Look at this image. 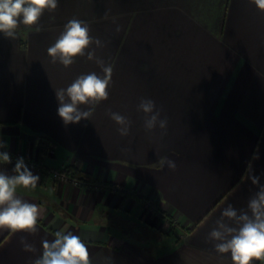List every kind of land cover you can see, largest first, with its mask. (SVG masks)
I'll return each mask as SVG.
<instances>
[{"label":"crops","instance_id":"0c3cea01","mask_svg":"<svg viewBox=\"0 0 264 264\" xmlns=\"http://www.w3.org/2000/svg\"><path fill=\"white\" fill-rule=\"evenodd\" d=\"M71 18L88 23L103 44H93L96 56L113 65V75L109 99L89 120L66 126L54 90L81 74H102L86 57L68 68L48 57ZM40 27L21 25L15 39L0 33V140L7 145L0 151L11 156L0 170L11 174L22 157L40 180L17 194L42 208L35 234L0 230V264H32L42 239L57 230L80 235L92 264H232L208 233L228 204L247 209L259 190L251 177L264 185V12L250 0H60ZM115 27L124 28L121 52ZM142 98L162 109L166 134L144 129ZM109 111L132 121L128 136L118 134ZM38 135L53 140L48 154ZM163 156L176 168L161 169ZM68 164L97 181L55 179L52 171ZM132 221L176 229L149 243L128 233ZM21 239L36 251H24Z\"/></svg>","mask_w":264,"mask_h":264},{"label":"clouds","instance_id":"9594fccd","mask_svg":"<svg viewBox=\"0 0 264 264\" xmlns=\"http://www.w3.org/2000/svg\"><path fill=\"white\" fill-rule=\"evenodd\" d=\"M60 0H0V33L5 38L15 39L18 28L23 25L41 31L40 21L45 12H54ZM256 9L264 12V0H250ZM119 31V27L116 29ZM90 26L78 18L69 19L56 41L47 48V55L52 63H59L65 68L75 63L77 57L95 60L101 73L90 72L76 77L67 87L55 89L58 102L57 114L64 125L78 124L89 120L95 108L109 99V86L112 82L113 65L96 56V47H103L98 38L90 34ZM137 111L144 114L143 127L151 133L159 129L166 134L167 117H162L152 99L142 98ZM110 119L115 122L120 136H128L132 121L118 112L109 111ZM7 145L0 140V149ZM11 163V156L0 151V164ZM159 167L175 169V161L167 156L159 158ZM40 177L34 175L26 166L24 159L18 158L11 174L0 170V230L11 233L35 234L42 215V208L17 194L18 188L35 189ZM251 183L259 190L251 195L247 209L237 210L228 204L221 216L208 233V239L214 243L218 254H229L232 264H264V185L259 177H251ZM234 222L232 225L224 221ZM23 250L35 252L34 245L21 239ZM42 251L32 264H92L87 243L80 235L72 231L57 230L53 239H42Z\"/></svg>","mask_w":264,"mask_h":264},{"label":"rangeland","instance_id":"374dc122","mask_svg":"<svg viewBox=\"0 0 264 264\" xmlns=\"http://www.w3.org/2000/svg\"><path fill=\"white\" fill-rule=\"evenodd\" d=\"M116 29H117V27L114 28L115 49H116V52H121L122 51V45H123L122 40H123V29L124 28L119 27V31H117ZM73 179L74 178H71L69 181H73ZM138 224H140V223H137L136 221H132L130 224H128L129 226H127V227H134V231H133V229L132 230L128 229L129 230L128 233L132 237L142 238V239L148 241L149 243L156 242V240L158 242H160L161 239L163 241H165L167 239L168 233H169V235L170 234L172 235V234H174V232H175L174 230L176 229L175 228L176 226L171 225L168 222H164V226H162L159 229H155L154 227L151 228L149 226L146 229H144L143 226L141 228H137ZM182 233L183 232L179 231L178 237L179 236L181 237ZM165 245L166 244H162L160 249H163V248L166 249L167 246H165Z\"/></svg>","mask_w":264,"mask_h":264},{"label":"trees","instance_id":"16d2710c","mask_svg":"<svg viewBox=\"0 0 264 264\" xmlns=\"http://www.w3.org/2000/svg\"><path fill=\"white\" fill-rule=\"evenodd\" d=\"M21 43H22V46L24 47L25 41L22 40ZM37 141H38V144L40 145L41 150L44 154H48L54 148L53 140L47 136L38 135ZM61 170L64 171L65 173H67L71 178L78 179L79 181H81V183H92V182L97 181V180H94L89 173L80 169L75 164L65 165ZM134 195L137 199L145 200V197L142 195H137V194H134ZM163 217L166 219L170 218V216H168L167 214H164V213H163ZM169 221L173 222V220H171V219H169ZM257 264H260V262H258Z\"/></svg>","mask_w":264,"mask_h":264},{"label":"built area","instance_id":"2783aa9c","mask_svg":"<svg viewBox=\"0 0 264 264\" xmlns=\"http://www.w3.org/2000/svg\"><path fill=\"white\" fill-rule=\"evenodd\" d=\"M27 163H31L32 162L30 160H28ZM52 175L55 179L60 180V181H69L71 179V177H69L67 175V173H65L64 171H62L61 169L58 170H53L52 171ZM74 184H81V181H79L78 179H73L72 181Z\"/></svg>","mask_w":264,"mask_h":264}]
</instances>
